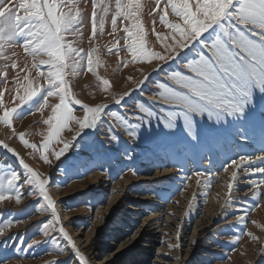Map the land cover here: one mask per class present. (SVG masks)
<instances>
[{
  "label": "rangeland",
  "instance_id": "1",
  "mask_svg": "<svg viewBox=\"0 0 264 264\" xmlns=\"http://www.w3.org/2000/svg\"><path fill=\"white\" fill-rule=\"evenodd\" d=\"M248 78L264 0H0V264H264Z\"/></svg>",
  "mask_w": 264,
  "mask_h": 264
},
{
  "label": "bare ground",
  "instance_id": "2",
  "mask_svg": "<svg viewBox=\"0 0 264 264\" xmlns=\"http://www.w3.org/2000/svg\"><path fill=\"white\" fill-rule=\"evenodd\" d=\"M216 24L223 28V25H221L220 22H216ZM255 37H256V36H255ZM195 45H196V46L190 47V48L186 51L185 56L189 57V56H191V55H194V54H195V48H196L197 46H200V47L203 48V50L207 51V44L205 43L204 40H202V41H197V42L195 43ZM220 71L224 74V72H223L222 70H220ZM247 86H248V88H249V92H248V94H246V95H247V99H248V101L250 102V104H251V106L254 108V110L258 113V115L261 116V117H264V114H262L261 111H260V106H259V104H258L259 102L257 103V102L252 98V96H253V95H252V94H253V85H252V83L250 82V80H247ZM236 87H237V86H236ZM241 88H242V87H241ZM242 89H243V88H242ZM245 91H246V90H245ZM245 93H246V92H245ZM142 95H143V97H144L145 99H147V100H150V101H156V100H157V98L147 96V95H145V94H143V93H142ZM245 98H246V97H245ZM159 101H160V100H159ZM0 135H1V133H0ZM100 140H101V139H100ZM260 147L264 148V144L260 145ZM0 153L2 154V156L6 157V159H9V160L12 162L13 166L15 167V169H16L18 172H20L21 175H25V174H26V172H27V168H26V166H25L24 164H22L21 162H19V161L13 159V158L10 156V154H9V153H8V152H7L2 146H0ZM17 153L20 154L19 151H17ZM79 163H80V165H84V164H86V163H84L82 160H80ZM195 165H197V162H195ZM90 166H91V164H86L85 169H82V170H79V169H78V171H80V175L83 174V172L89 170V169H90ZM75 167H76V166H75ZM210 174L213 175V172H211ZM65 179H68V178L65 177L63 180H65ZM216 179H217V178H215V177L212 178V180H211V181H213L212 184H215V183H216ZM62 183H63V182H62ZM98 185H99V186H98L96 189H97L98 191H100L99 193L101 194V193H102L101 191H102L103 187L101 186L100 183H98ZM209 185H211V184H209ZM45 187H46V185H43V187H42V189H43V191H42L43 196L47 197V198L51 201V203H54V200L51 199V197H49V194L44 190ZM100 194H99V195H100ZM89 198H90V197H89ZM90 202H91V201L87 200V202H85V203H90ZM55 212L57 213V210H55ZM75 253H76V252H75ZM76 254H77V253H76ZM79 259H80L81 262H83L82 258H79Z\"/></svg>",
  "mask_w": 264,
  "mask_h": 264
}]
</instances>
